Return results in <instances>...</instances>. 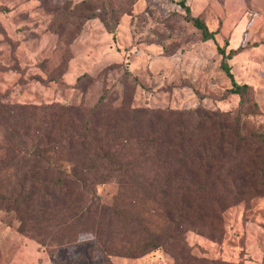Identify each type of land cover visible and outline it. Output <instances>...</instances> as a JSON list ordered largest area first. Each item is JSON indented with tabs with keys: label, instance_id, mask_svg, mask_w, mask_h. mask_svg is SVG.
Here are the masks:
<instances>
[{
	"label": "rangeland",
	"instance_id": "obj_1",
	"mask_svg": "<svg viewBox=\"0 0 264 264\" xmlns=\"http://www.w3.org/2000/svg\"><path fill=\"white\" fill-rule=\"evenodd\" d=\"M179 1L0 0V95L87 107L125 74L132 107L176 116L201 108L217 121L227 114L239 119L243 151L259 165L264 0H184L215 32L207 41ZM219 46L238 50L227 62L238 83L250 84L242 98L220 68ZM259 181L248 198L225 197L224 209L216 192L195 191L190 199L200 208L178 226L162 195L154 202L136 189L101 183L96 192L109 210L130 203L123 213L137 223L113 217L109 231L87 223L56 245L18 232L11 214L0 211V264H264V172ZM149 235L160 237L159 247L145 248Z\"/></svg>",
	"mask_w": 264,
	"mask_h": 264
},
{
	"label": "trees",
	"instance_id": "obj_2",
	"mask_svg": "<svg viewBox=\"0 0 264 264\" xmlns=\"http://www.w3.org/2000/svg\"><path fill=\"white\" fill-rule=\"evenodd\" d=\"M178 5L204 40H214L202 17L191 15L184 0ZM218 48L231 91L242 98L250 84L238 83L227 62L238 50ZM127 80L124 74L119 87L105 88L87 107L19 103L0 95V211L11 214L18 232L56 245L70 242L87 223L109 231L113 217H120L135 225L123 213L130 203L119 201L109 210L96 192L101 183L136 189L154 202L162 195L177 226L189 224L200 208L190 199L195 191L216 192L222 209L230 194L248 198L258 191L264 154L259 165L246 156L239 119L227 114L217 121L201 108L176 116L132 107ZM149 236L145 248L159 247L160 237Z\"/></svg>",
	"mask_w": 264,
	"mask_h": 264
}]
</instances>
